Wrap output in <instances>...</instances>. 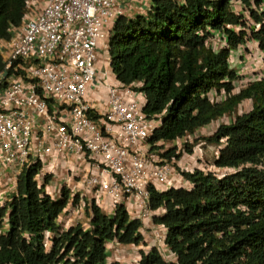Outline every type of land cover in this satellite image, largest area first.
Instances as JSON below:
<instances>
[{"label":"trees","instance_id":"trees-1","mask_svg":"<svg viewBox=\"0 0 264 264\" xmlns=\"http://www.w3.org/2000/svg\"><path fill=\"white\" fill-rule=\"evenodd\" d=\"M234 1L242 3L255 26L233 11ZM27 2L0 0V42L9 38L11 25L21 24ZM261 6V0H153L146 17L120 18L110 40L118 80L127 86L144 84L147 116L169 112L153 145L196 134L228 116L236 118L234 125L221 126L207 140L216 145L227 140L216 165L239 170L236 174L223 180L186 174L195 186L192 192L151 190L152 208L167 211L155 223L169 231L167 243L178 264H264V80L233 95L239 76L229 61L230 50L247 41H255L264 53V13L254 9ZM213 32L223 33L230 49L215 53L207 44ZM211 90H225L230 97L212 104L202 98ZM247 101L253 106L242 112ZM39 169L26 170L19 178L18 196L0 204V264H107V243H143L141 224L130 221L123 208L109 220L93 206L87 213L91 230L78 225L63 231L59 218L71 192L64 190L58 201L45 196L34 182ZM78 203L76 197L73 204ZM141 264L168 263L152 250L142 252Z\"/></svg>","mask_w":264,"mask_h":264},{"label":"built area","instance_id":"built-area-1","mask_svg":"<svg viewBox=\"0 0 264 264\" xmlns=\"http://www.w3.org/2000/svg\"><path fill=\"white\" fill-rule=\"evenodd\" d=\"M152 1L28 0L21 24L11 25L9 38L0 42V204L17 197L19 178L39 166L34 182L45 196L58 201L64 190L71 192V202L59 218L63 231L78 225L91 230L87 213L93 206L109 220L123 208L130 221L141 224L143 243L131 247H144L149 234L153 245L143 252L157 250L165 262L173 259L166 263L178 264L167 243L169 231L155 223L167 211L152 208L151 190L192 192L195 186L186 174L223 180L239 170L216 165L226 139L216 145L213 163L204 159L205 141L191 155L184 148L186 139L197 133L153 145L168 110L148 117L144 84L127 86L114 74L110 40L118 20L146 17ZM213 33L207 44L215 53L230 49L223 33ZM218 35L224 41L220 49L211 44ZM237 50H230V65ZM257 50L264 62L258 44ZM241 92L236 82L233 95ZM229 97L225 90L202 95L212 104ZM235 121V116H228L210 127L232 126ZM169 153H174L171 158ZM76 197L79 203L74 205ZM63 217L68 219L65 223ZM8 228L5 220V232ZM50 238L51 234L45 242L47 252ZM114 246L124 245L114 240L106 244L107 251ZM117 254L120 257V251L113 257L120 263ZM141 263L142 252L128 262Z\"/></svg>","mask_w":264,"mask_h":264},{"label":"rangeland","instance_id":"rangeland-1","mask_svg":"<svg viewBox=\"0 0 264 264\" xmlns=\"http://www.w3.org/2000/svg\"><path fill=\"white\" fill-rule=\"evenodd\" d=\"M255 1V0H254ZM262 1V6L260 8L254 7L260 13H264V1ZM233 10L236 11L240 16L245 18V22H248L250 26H255L253 21L249 17L248 11L243 5H234ZM256 28V27H255ZM239 31V29H237ZM212 46L214 45L216 48L220 49L224 46L223 35H218V37L211 43ZM232 69L238 73L239 79L237 80V88L241 92L248 88L251 84L259 81L264 80V62L261 57L260 52L257 50V44L255 41H247L245 45H243L240 49L233 52L232 55ZM246 104V103H245ZM244 106V104L242 105ZM241 106V107H242ZM251 105L249 102L247 106L242 107L241 111L249 112L251 109ZM221 123L216 124L212 127H206L202 130H199L195 136H192L190 139H186L189 144H184V148H186L187 153L191 155L193 150L195 151L199 145V143L203 140L206 142V146L204 148V159L207 163H213L215 158V153L218 151V147L216 144H210L207 140L212 138L215 133V129L219 128ZM67 217V216H66ZM63 217L62 222H66L68 217ZM148 242L143 247H112L110 251H108L109 260L107 264H116V258L113 257L117 251H120V263L117 264H128L129 260H132L137 257V255L143 251H149V247L153 245V240L150 239V235H147ZM171 259H166V262L172 263Z\"/></svg>","mask_w":264,"mask_h":264},{"label":"crops","instance_id":"crops-1","mask_svg":"<svg viewBox=\"0 0 264 264\" xmlns=\"http://www.w3.org/2000/svg\"><path fill=\"white\" fill-rule=\"evenodd\" d=\"M263 1H264V0H263ZM135 14H136V16H139V14H137V13H135ZM248 102L252 105V103H251L250 101H247V102H245L246 104L244 103V106H247V103H248ZM251 108H252V106H251ZM250 110H251V109H250ZM250 110H249V111H250Z\"/></svg>","mask_w":264,"mask_h":264},{"label":"clouds","instance_id":"clouds-1","mask_svg":"<svg viewBox=\"0 0 264 264\" xmlns=\"http://www.w3.org/2000/svg\"><path fill=\"white\" fill-rule=\"evenodd\" d=\"M108 262V261H107Z\"/></svg>","mask_w":264,"mask_h":264}]
</instances>
